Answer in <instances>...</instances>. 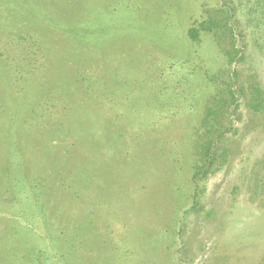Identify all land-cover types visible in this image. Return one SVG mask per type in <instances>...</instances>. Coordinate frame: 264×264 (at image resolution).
<instances>
[{
	"label": "rangeland",
	"instance_id": "rangeland-1",
	"mask_svg": "<svg viewBox=\"0 0 264 264\" xmlns=\"http://www.w3.org/2000/svg\"><path fill=\"white\" fill-rule=\"evenodd\" d=\"M0 264H264V0H0Z\"/></svg>",
	"mask_w": 264,
	"mask_h": 264
},
{
	"label": "trees",
	"instance_id": "trees-1",
	"mask_svg": "<svg viewBox=\"0 0 264 264\" xmlns=\"http://www.w3.org/2000/svg\"><path fill=\"white\" fill-rule=\"evenodd\" d=\"M198 29L197 28H192L190 31H189V35L193 38V39H197L198 37ZM231 92V96L232 98L234 99V97H236V92L235 90H230ZM256 95H255V100H257L259 103L262 101V98L260 96V94L262 93L261 92V89L259 87H256ZM213 109V108H211ZM211 111L208 110L207 112V116L205 117L206 119L207 118H210L211 116ZM224 136V134H221V136L219 137V139H221L222 137ZM217 141L215 142L213 139H210L209 141H205L204 144L206 145V149H203V161H204V166L202 167H197V170L194 174V180H196L197 178H199L201 175H204L206 173V171L208 170V166L213 163V161L215 160L214 159V148H215V145H216Z\"/></svg>",
	"mask_w": 264,
	"mask_h": 264
}]
</instances>
